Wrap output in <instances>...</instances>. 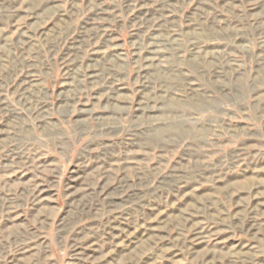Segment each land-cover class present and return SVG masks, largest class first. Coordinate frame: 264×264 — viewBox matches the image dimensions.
<instances>
[{
    "label": "rangeland",
    "instance_id": "obj_1",
    "mask_svg": "<svg viewBox=\"0 0 264 264\" xmlns=\"http://www.w3.org/2000/svg\"><path fill=\"white\" fill-rule=\"evenodd\" d=\"M0 264H264V0H0Z\"/></svg>",
    "mask_w": 264,
    "mask_h": 264
}]
</instances>
